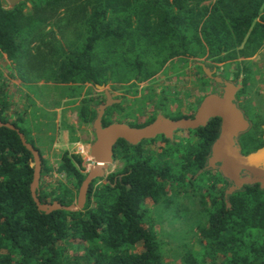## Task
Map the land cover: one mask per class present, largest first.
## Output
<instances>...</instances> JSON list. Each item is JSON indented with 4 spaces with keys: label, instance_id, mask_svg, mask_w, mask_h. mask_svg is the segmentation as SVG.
<instances>
[{
    "label": "trees",
    "instance_id": "obj_1",
    "mask_svg": "<svg viewBox=\"0 0 264 264\" xmlns=\"http://www.w3.org/2000/svg\"><path fill=\"white\" fill-rule=\"evenodd\" d=\"M263 44L264 0H20L12 7L0 0V61L15 65L11 79L18 75L27 89L18 90L0 72V120L19 128L40 152L39 200L68 205L86 172L79 154L64 151L53 166L35 144L36 99L49 104L37 93L44 83L62 84L63 94L75 83L116 88L118 82L158 73L174 58L247 59ZM241 73L237 69L234 75ZM88 94L77 106L84 124L96 115ZM260 123L245 151L263 144ZM200 130L209 146L217 135L216 119ZM120 143L131 146L117 141L114 158ZM207 152L204 147L195 170L206 164ZM124 159L123 178L114 181L116 173H111L107 180L94 179L81 210L46 214L31 197L30 151L16 131L0 127V264H167L149 206L167 204L169 191L184 188L186 175L166 172L169 166L161 161L136 165L131 148L125 149ZM212 173L205 170L196 181L210 195L208 213L218 219L195 226L199 247L185 248L182 262L264 264V189L247 185L231 195L226 208L217 199L221 188L208 185Z\"/></svg>",
    "mask_w": 264,
    "mask_h": 264
},
{
    "label": "flooded vegetation",
    "instance_id": "obj_2",
    "mask_svg": "<svg viewBox=\"0 0 264 264\" xmlns=\"http://www.w3.org/2000/svg\"><path fill=\"white\" fill-rule=\"evenodd\" d=\"M222 65L224 66H221L220 68L224 69V62H222ZM193 66L195 67L193 70L175 68L173 71L166 73L165 76H162L161 72H158L140 81L136 80L135 77L129 81L118 82L114 92L110 84H104V86L107 87L104 88L108 90L111 97L115 99V101L105 109L101 120L102 125H104L103 122L107 119L110 122L119 121L127 123L128 125L134 124L137 125L136 127H141L152 122L158 113H161L163 116L170 119L192 117L198 110L205 95L210 93L221 95L223 93V84L217 82L213 79V77L218 76L223 80L234 81L231 79V73L233 74L234 72L233 70H228L230 75L225 77L218 72V67L212 66L209 67L211 71V76H209L204 71V65L202 62L194 60ZM204 76L207 81L210 82L208 84L209 91L205 94H203L202 90ZM96 85L94 87V92L92 94H88V97L92 98V102L95 100L102 101L96 104L91 102L90 106L94 108L95 111L99 104L106 101L105 90H98ZM237 96L238 95L236 94V105L240 111H242L244 117L248 120L249 128L239 134L235 140L236 144L240 146V152L246 154L261 146L260 145L252 150H244L246 143H248L247 141H249L247 140L249 136L251 140L257 138V124L260 123L261 119L257 117L255 121L252 120L246 110L238 103ZM109 107H114V111L111 114L107 113V109ZM211 119H216V138L220 131L221 119L219 117H212L210 120ZM261 125L262 124H259V126ZM205 126H199L195 129L176 130L174 131L171 139L166 138L164 135H157L151 139H143L137 144H130L131 146H126L125 143H120L118 147V156L117 158H114V161H117L116 169L108 172L102 178L107 180L108 175L111 173H116L113 177L114 181L123 178L126 174L124 171L126 167L124 159L125 149L131 148V153L136 157V165L140 164L142 166H150L155 163V161H161L165 162V164L169 166L166 167V172L170 171L172 174L186 175L184 188L178 192L169 191L167 197L168 200H170V195H176L183 200L181 204V208L184 209V214L182 215L183 219L194 223H203L218 219L216 217H212L208 213L207 209L213 206L211 201L208 199L210 198V195L206 193L205 189L202 187L201 181H196L199 175H201L205 170L195 176L198 170L206 165L205 164L203 167L195 170L197 165L201 164L204 147H208V152L205 155L207 162V158L210 155L211 144L215 139L214 138L212 140L209 146L204 144L200 128ZM251 129H253L254 133L248 135L247 133ZM260 137L262 139V133ZM217 165H219V163H217ZM207 170L213 171V173L210 174L208 185H213L215 188H221V191L216 193L217 199L221 200L226 208L231 206V195L237 191L244 190L245 186L249 185L244 184L235 189L232 193L228 194L226 191L233 185V182L223 177L217 166ZM245 174L246 172L242 171V175ZM254 185L255 184H251V186ZM220 192H222L221 195H219Z\"/></svg>",
    "mask_w": 264,
    "mask_h": 264
},
{
    "label": "water",
    "instance_id": "obj_3",
    "mask_svg": "<svg viewBox=\"0 0 264 264\" xmlns=\"http://www.w3.org/2000/svg\"><path fill=\"white\" fill-rule=\"evenodd\" d=\"M19 1L7 0L8 7L14 6ZM203 68L206 74L211 76V71L204 66ZM213 79L223 84V93L221 95L214 93L205 95L192 117L170 119L158 113L152 122L141 127L130 126L119 121L102 125L101 120L105 109L115 99L104 88V84H97V88L105 90L106 101L96 108V115L92 121L95 137L89 148L91 162L78 188L76 199L68 205L61 204L57 200L52 202H41L39 200L38 186L42 164L40 152L27 141L19 128L10 122L0 120V127H7L16 131L22 145L32 155L33 173L30 182V193L37 209L46 214L55 210H81L86 203L91 182L96 178L103 177L107 167L114 162V146L119 139H123L129 144H137L143 139H151L157 135H164L166 138L171 139L174 131L205 126L212 117L221 119L220 131L211 144L206 165L199 169L195 176L204 170L217 166L222 176L233 182V185L226 191L228 194L244 184H258L261 189H264V123L261 125L263 144L246 154L241 153L240 146L236 144L235 139L249 128L248 120L236 105V94L244 87L242 79L229 81L218 76L213 77ZM242 171L246 174L242 175Z\"/></svg>",
    "mask_w": 264,
    "mask_h": 264
},
{
    "label": "rangeland",
    "instance_id": "obj_4",
    "mask_svg": "<svg viewBox=\"0 0 264 264\" xmlns=\"http://www.w3.org/2000/svg\"><path fill=\"white\" fill-rule=\"evenodd\" d=\"M3 3L8 6L7 0H3ZM264 44L253 57L247 59H238L234 61H224L225 68H220L222 62H215L212 59L205 57L202 58H186L178 59L174 58L166 63V66L159 71L162 76H165L169 71L176 69L193 70V61L198 60L203 63L204 67L208 68L212 66L218 67V72L223 76H229L228 70H233L231 73V79L236 80L238 78H245V87L237 93V101L246 110L252 120H256L259 117L264 121V63H263ZM247 68V70H244ZM237 69H240L242 73L239 77H235L234 73ZM210 70V69H209ZM200 71V70H198ZM0 72L2 75L10 77V73L17 74L15 65L10 61H0ZM219 75V74H218ZM13 78V77H12ZM12 81V80H11ZM203 94L208 92L209 81L203 77ZM231 81V80H229ZM112 87V84L109 83ZM58 86H41L37 93L40 98H43L49 104H39L36 113L37 122L31 128H33V136H35V144L41 150L44 158L56 166L59 162L60 155L67 151L69 154H79L83 161L85 171L90 165L89 148L90 144L94 140V135L90 124H82L78 121L77 107H71V104L79 102L83 96L68 97L63 100L61 98L60 90ZM89 93L94 92V88L90 87ZM107 88V87H105ZM113 92L114 89L113 88ZM86 93L84 94V96ZM94 97V96H93ZM66 101V102H65ZM92 101V100H91ZM77 102V103H78ZM78 103V104H79ZM55 108L57 110H55ZM32 122V121H31ZM33 123V122H32ZM261 124V123H260ZM66 125V126H65ZM71 126L72 130L68 128ZM251 129L249 134H253ZM117 161L110 164L105 170L104 176L116 169ZM56 177H59L55 174ZM54 176V177H55ZM103 176V177H104ZM101 179L96 182L99 184ZM170 200L167 204L156 203L150 204V215L156 224L157 231L160 234L161 239L164 241V256L167 264H185L182 262L183 250L193 249L199 247V239L196 236L195 226L199 223H194L183 219L184 209L181 208L183 202L182 199L176 195H170Z\"/></svg>",
    "mask_w": 264,
    "mask_h": 264
},
{
    "label": "crops",
    "instance_id": "obj_5",
    "mask_svg": "<svg viewBox=\"0 0 264 264\" xmlns=\"http://www.w3.org/2000/svg\"><path fill=\"white\" fill-rule=\"evenodd\" d=\"M35 43L36 42H33V46H35ZM239 59H241V58H239ZM238 60V59H237ZM12 80V83H14L15 84V86H16V88H18V90H23V91H25V90H27L26 89V83L24 82V81H22V79L18 76V75H16L15 76V78H12L11 79ZM40 85H42L44 82L43 81H39L38 82ZM109 84V83H108ZM56 84H54V83H52V82H47V83H44V86H46V87H48V86H55ZM56 86H61V87H64V86H62V84H57ZM74 86V88H69V89H67V90H65L66 92V95H64L63 93H61V98H63V100L64 99H66V101H67V98L68 97H72V98H76L75 96H70L69 94H71V93H74L75 95H79V97H80V95L81 96H84V94L88 91V89H91L90 87H92L91 86V84L90 83H84L83 85H76V83L73 85ZM75 86H76V88H75ZM97 88V87H96ZM98 90H101V89H99V88H97ZM37 100V107H38V105L39 104H43V102L41 101V100H39V99H36ZM41 101V102H40ZM65 101V102H66ZM78 102V101H77ZM77 102H75V103H73V104H71V107H77L78 106V103ZM58 109V108H57ZM56 108H55V110H57ZM37 112V111H36ZM77 117V116H76ZM78 118V117H77ZM83 124V123H82ZM66 126V125H65ZM33 132H35V131H33Z\"/></svg>",
    "mask_w": 264,
    "mask_h": 264
}]
</instances>
